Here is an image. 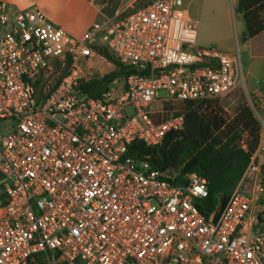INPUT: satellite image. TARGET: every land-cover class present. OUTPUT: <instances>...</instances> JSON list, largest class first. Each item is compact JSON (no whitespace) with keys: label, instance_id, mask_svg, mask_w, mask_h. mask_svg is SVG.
I'll return each mask as SVG.
<instances>
[{"label":"built area","instance_id":"obj_1","mask_svg":"<svg viewBox=\"0 0 264 264\" xmlns=\"http://www.w3.org/2000/svg\"><path fill=\"white\" fill-rule=\"evenodd\" d=\"M184 0H154L79 39L39 8L0 2V264H264V122L226 205L204 215L207 181L155 171L129 146H157L184 130L181 108L155 104L247 92L241 59L197 48ZM104 48L130 74L123 93L81 90ZM103 58V57H102ZM166 92L159 98L158 93ZM247 149L245 141L241 143Z\"/></svg>","mask_w":264,"mask_h":264},{"label":"trees","instance_id":"obj_2","mask_svg":"<svg viewBox=\"0 0 264 264\" xmlns=\"http://www.w3.org/2000/svg\"><path fill=\"white\" fill-rule=\"evenodd\" d=\"M238 10L246 26L242 42L264 32V0H239ZM98 50L120 70L83 80L82 92L95 99L101 98L120 77L126 78L130 74L108 50ZM181 111L184 115L183 131L169 133L157 146L135 141L129 146L127 155L135 161L148 162L155 171L178 173V178L190 174L204 178L209 197L199 209L210 217L226 205L237 188L251 155L259 145L261 123L248 103L240 105L233 117L228 116L219 99L184 102ZM161 119L158 115L157 120ZM243 141L247 149L242 147ZM36 263L44 264L40 257Z\"/></svg>","mask_w":264,"mask_h":264},{"label":"crops","instance_id":"obj_3","mask_svg":"<svg viewBox=\"0 0 264 264\" xmlns=\"http://www.w3.org/2000/svg\"><path fill=\"white\" fill-rule=\"evenodd\" d=\"M124 1L125 0L122 2ZM149 1L150 0H127V6L129 7L136 3L145 5ZM231 1L233 4L232 9L234 11V17L236 18L235 20L239 23L236 30L233 31L230 27L232 10L227 2V36H220L210 24L207 31L203 34L201 46H199L198 34L196 47L212 49L217 47L218 51L239 56L245 73L247 92L252 93L258 90L264 96V32L247 42H242L246 26L243 15L238 10L239 0ZM0 2L7 4L8 11L12 16L19 11L34 7L39 8L46 14L49 20L64 29L75 39L82 38L94 23H98L100 19L106 17L103 8L107 4H103L100 0H0ZM220 4L226 8V4L222 0H216V2L212 0H184V8L186 9L187 15L199 24V33L200 19L206 17L211 18L212 15H216L217 13L220 14ZM102 20L105 21L107 19ZM115 82L113 84H115ZM123 86L124 82L120 85L119 92L116 90V96L122 95ZM227 102L228 104L230 103V106H228L227 109L225 108V110L233 117L237 108L242 105L243 102L241 99L239 100L238 97L233 100H227ZM260 113L263 114L262 116H257V119L260 123H263L264 105Z\"/></svg>","mask_w":264,"mask_h":264},{"label":"rangeland","instance_id":"obj_4","mask_svg":"<svg viewBox=\"0 0 264 264\" xmlns=\"http://www.w3.org/2000/svg\"><path fill=\"white\" fill-rule=\"evenodd\" d=\"M100 1L103 4H107L103 8V11L105 12L106 17L102 19H113L116 21L125 19L132 12L141 8L144 5L141 3H136L128 7L127 0H125L124 2H122L123 0H100ZM212 1L216 2V0H212ZM222 1L225 2L226 8L222 4H220L221 5L220 14L217 13L216 15H212L211 18L206 17V18L200 19V33H199V44L200 45L199 46H201L203 34L205 33V31H207L210 24L211 26H213L214 30L220 34V36H227V12H226L227 2L229 3L231 10H232V20H231L230 27L233 31H235L236 27L239 26V23L237 22V20H235L236 18L234 17V11L232 9V6H233L232 1L231 0H222ZM102 19H100L99 22L103 21ZM214 48L218 50L217 47H214ZM87 65L92 66L93 70L95 71V76L97 77H103L107 74L118 72L120 70L119 66L111 63L104 57L103 58L97 57L94 60H92L90 63H87ZM123 82H124V77H120L118 80H116L115 84L110 86V88L112 87V89L117 90L119 92L120 85H122ZM166 94H167L166 92H160L158 93V97L159 98L165 97ZM245 94H246L245 91L241 89L237 91L236 93H234L233 95H231L230 97L219 100V101L221 105L224 107V109L225 108L227 109L228 106H230V103L228 104L227 100H231V99L233 100L236 97H238L239 100L241 99L243 103L244 102L248 103L247 95ZM180 108H181L180 104L169 105V106L166 105L162 108L161 105L157 103L152 107V110L157 111V112L161 111L160 116L164 118V117L170 116L174 111H177ZM225 111L227 113V110ZM227 114L229 117H232L229 113ZM262 114L263 113H260L261 116ZM261 200H262V203L264 204V193L261 194Z\"/></svg>","mask_w":264,"mask_h":264}]
</instances>
